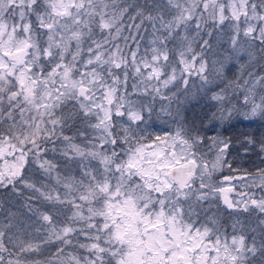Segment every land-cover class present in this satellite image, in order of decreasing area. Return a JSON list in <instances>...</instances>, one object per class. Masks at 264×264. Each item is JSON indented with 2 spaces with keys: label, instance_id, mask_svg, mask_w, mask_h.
Listing matches in <instances>:
<instances>
[{
  "label": "snow or ice",
  "instance_id": "snow-or-ice-1",
  "mask_svg": "<svg viewBox=\"0 0 264 264\" xmlns=\"http://www.w3.org/2000/svg\"><path fill=\"white\" fill-rule=\"evenodd\" d=\"M214 30L246 59L240 79L212 93L205 120H264V71H255L264 69V0H0V189H27L23 207L35 218L22 227L7 212L0 264H264V166L225 176L260 190L230 198L234 187L212 180L232 167L230 142L186 126L176 93L162 90L177 80L187 88L184 74L195 72L207 92L214 81L193 44ZM157 99L168 102L159 112ZM153 117H171L175 131L146 134ZM49 144L60 162L46 156ZM244 152L264 165V138L246 137ZM220 198L255 225L237 216L229 233L216 215L198 223Z\"/></svg>",
  "mask_w": 264,
  "mask_h": 264
},
{
  "label": "trees",
  "instance_id": "trees-1",
  "mask_svg": "<svg viewBox=\"0 0 264 264\" xmlns=\"http://www.w3.org/2000/svg\"><path fill=\"white\" fill-rule=\"evenodd\" d=\"M131 2V0H130ZM139 3H143V0H137ZM229 23L226 21V24ZM205 28L211 29L212 24L209 22V24L205 25ZM190 35H195V28H192L189 30ZM127 34V32L125 33ZM146 36V39L141 42V52L144 51L145 46H147V36L148 34H144ZM201 38L203 39H209V47H203L201 41ZM122 44V41H118ZM131 43V42H129ZM171 47V45H170ZM194 51L202 58L204 61H206V71L205 75L209 76L210 79L214 81V83L211 86H208L207 92L204 90H201V84L202 81L200 80L199 76L195 74V77H191L187 75V73L184 74V77H190L188 78V86L187 88H183L182 83H180V80L176 81V88L177 84H179V90L178 91V99L179 103L176 107H173V111L179 110L180 115L183 117L184 122L186 126L192 127L195 125V128L200 131L201 135H204L205 137L208 136H220L224 138L225 140L230 142V147L228 149V161L231 163L232 167L229 168L227 166L223 169V175L224 176H241L245 175L246 172L248 173H254L257 167L264 166L261 163V157L256 154L255 152H249L247 155H245L244 147H245V138L248 136L254 137L256 139L264 138V120L262 119H254V120H243L241 117H234L231 121L220 123V122H208L205 120V117L212 111H215V108L213 105L215 104L214 101L210 100V96L212 93L222 88H227L229 82L233 80L240 79L241 73L239 71V64L242 63L246 57H240L239 60L237 59L236 55L231 52V49L229 48L228 44L223 41H217L216 39V31H213V36L209 38L205 32H201L200 37H196V42L193 44ZM127 51V50H126ZM231 56V59H228V57ZM215 61V63H213ZM223 65V71L221 72V66ZM175 66L179 69L182 66H180L178 63L175 64ZM199 66V59L196 61V67ZM170 71V70H169ZM247 69L245 70V72ZM255 71L257 73H260L264 71V69H261L258 65L255 68ZM219 73V74H218ZM192 74V75H193ZM183 77V78H184ZM242 83V80H240ZM129 85H131V80L129 81ZM229 94H231V89H229ZM238 94L242 97L243 93L239 92ZM232 100L234 102L236 101V97H232ZM156 111L158 108H160L157 104L155 105ZM171 117H165L161 121H157L155 117L152 118L151 121H149L147 125V133L151 136H155L157 134L163 135L168 132H173L176 128L175 122H170ZM201 121H204L203 124H201ZM77 127H80L79 125L71 128V129H65L66 133L69 135H73L77 131ZM78 137V136H77ZM60 141H56V146L60 145ZM47 147L50 149L48 152L50 159H53L55 154L51 151V148L53 147L52 144L47 145ZM58 153V152H57ZM61 159L59 158L58 162H60ZM61 171H64L63 167L60 169ZM27 171V170H26ZM75 174L78 176L79 173L77 170H74ZM244 180L235 179L233 182L234 192L235 195L237 193H241L244 191L249 192H255L257 196L260 194V190L258 188L253 189H245L241 187L242 184H244ZM21 190L23 192L22 196H17L16 199L18 200L19 204L23 208L24 211H27L26 208L23 207L26 197L30 194L27 189H23L22 186ZM1 191V190H0ZM63 191V189H61ZM13 194V193H12ZM14 195V194H13ZM235 197V196H232ZM239 197V196H238ZM240 198V197H239ZM36 202L33 201V204ZM44 208H50V205H42ZM66 206H60L57 205L56 208H62ZM213 211H216L218 215V220L220 221V224L223 225L225 228H227V231L231 233V224L234 222L235 217H239V219L245 224V225H255L256 223V217L254 216H248V214H245L243 212L235 213L232 212L230 209H224L220 207L219 204H216L212 207ZM53 214L55 218L63 222L65 220V215L63 214H56L55 209H53ZM30 219L34 220V217H31ZM29 223L28 225H31ZM245 231H248L247 227L245 228ZM81 239H83L81 237ZM55 245H51L49 248V251L43 254L42 258L47 257L50 255L51 251L54 250Z\"/></svg>",
  "mask_w": 264,
  "mask_h": 264
},
{
  "label": "rangeland",
  "instance_id": "rangeland-1",
  "mask_svg": "<svg viewBox=\"0 0 264 264\" xmlns=\"http://www.w3.org/2000/svg\"><path fill=\"white\" fill-rule=\"evenodd\" d=\"M193 76L195 77V74L191 75V77H193ZM184 78L188 79L190 77H184ZM175 86H176V82H174L173 84H170L168 86V88L162 89L164 92H166L169 95H171L172 93H176V95L173 97V100H172V109H173V107H176L179 103L178 91H177V88ZM182 86H183V84H182ZM183 88H184V86H183ZM220 91L221 90L217 89L214 92H220ZM167 103H168L167 101H161V100L157 99L155 102V105L157 106V104H158V106L160 107L161 104H167ZM159 111H160V108H158L157 112H159ZM163 118H165V117H162L161 119H157V121H161ZM77 139L79 140V137H77ZM202 151L207 153V159H209V160L214 159L213 153L210 152L207 149V147H204L202 149ZM48 154L49 153L47 152L46 156H48V158H50V156ZM54 154H55V156L53 157L54 160L58 161L59 158L62 159L59 156V152L58 153L56 152ZM8 159L10 160L11 158L9 157ZM3 166H4V161L0 160V168H2ZM223 169H224V167L218 169L213 174V176H212L213 182L218 184V185L223 184L226 187H233V182L235 181V179L230 181V182L224 181L223 178L225 176L223 175ZM197 186H198V182H197ZM0 190H1L0 191V205H2V207H0V224L6 222L5 218H6L8 211H12V212L17 213L18 220L23 222L21 224L22 227L24 226V224L31 223L32 219H30V214H28L27 211H24L23 208L21 207V205L19 204V202H17L18 200L16 199V195L15 194L13 195L12 193H10L8 189H0ZM228 195L232 199H240L238 196L235 195L234 191L229 193ZM232 196H235V197H232ZM216 204H219L220 207L223 208V210L227 209V207L223 203L222 198L213 201V206ZM212 207L210 209H208L207 211H202L200 213V218L198 220V223H206L207 222L205 219L206 216L216 215V217H218L216 211L212 210L213 209Z\"/></svg>",
  "mask_w": 264,
  "mask_h": 264
}]
</instances>
